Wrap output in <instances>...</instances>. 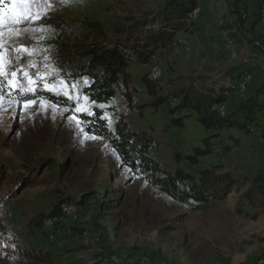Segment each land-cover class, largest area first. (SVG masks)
<instances>
[{"label":"rangeland","instance_id":"374dc122","mask_svg":"<svg viewBox=\"0 0 264 264\" xmlns=\"http://www.w3.org/2000/svg\"><path fill=\"white\" fill-rule=\"evenodd\" d=\"M166 1L46 0L50 5L46 7L45 0H40V10L47 11V16L21 26L34 31L18 40L9 39L5 32L0 48L6 61L5 93L11 72L23 69L37 81L33 85L36 90L27 93L63 95L44 88L45 83L63 80L69 86L74 105L55 104L39 95L30 98L35 101L32 106L24 108L27 99L16 91L0 101V170L8 177L0 183V264H88L101 253L115 255L119 264L127 261L128 255H141L136 258H145L144 264H250L259 259L264 262V208L256 209L243 198L247 184L264 181L261 136L252 132L242 136L240 145L230 151L216 149L200 158L193 170L214 168L217 174L228 172L248 183L240 188L233 186L225 198L190 211L154 189L143 176L121 168L116 153L104 139L85 133L81 123L77 126L71 120L72 116L77 117V96L80 104H87L88 111L94 103L84 101L79 91L86 78L70 81L58 65L55 41L63 38L60 22L79 19L84 23L85 34V21L96 20L108 28L107 35L111 36L115 27L150 19ZM261 3L262 0H199L193 24L176 35L189 41V49L177 53L168 47L161 48L153 59L162 71L161 77L153 81L158 94L170 95L171 104H175L172 94L180 88L228 78L226 74L236 67L244 68L243 73L249 74L250 79L245 90L231 92L226 108L235 106L240 98L261 85ZM22 45L30 55L17 54L16 49ZM151 65L148 62L129 67L131 92L128 90L137 101L133 104L131 100L129 104L119 88L105 116L110 127L121 114L129 128L152 132L156 137L152 154L163 166L186 168L185 161L177 162L174 153L190 152L204 129L194 117L186 118L182 128H167L166 105L155 106V97L147 93L144 85L143 76L148 78ZM17 80L26 85L23 72L18 71ZM72 85L78 88L72 89ZM41 101L46 107H41ZM60 192L67 197L88 198L77 204L79 220L74 227L97 237L95 243L81 247L82 232L73 227V235L67 236L63 224H56L53 239H49L44 225L29 233L28 221L45 213ZM22 248L49 251L52 261L25 257L19 253Z\"/></svg>","mask_w":264,"mask_h":264},{"label":"trees","instance_id":"16d2710c","mask_svg":"<svg viewBox=\"0 0 264 264\" xmlns=\"http://www.w3.org/2000/svg\"><path fill=\"white\" fill-rule=\"evenodd\" d=\"M198 5L199 0H167L150 19L144 18L115 27L111 36L107 35L108 28L99 21L88 20L85 21V40L69 43L62 35L63 38L55 41L58 65L66 71L67 79H89L79 90L82 96L89 97V102L94 103L90 111L93 115H88L87 112L77 113L83 131L104 139L108 148L116 153L121 168H127L133 175L143 176L146 183L154 189L185 205L190 211H196L212 200L225 198L233 186L240 188L248 183L247 180L240 182L228 172L217 174L214 168H192L200 163L202 156L213 153L216 149L230 151L240 145L242 136L251 134L254 130H258L264 138V82L240 98L235 106H227L225 114H221L218 106L227 105L231 92L238 90L237 85L244 74V68H231L226 74L229 75L228 78L219 77L217 81L203 83L199 87L191 84L180 88L172 94L177 99L175 104H171L170 95L158 94L157 83L143 76L147 93L156 99L154 105L164 104L167 107V128H182L186 118L194 117L205 129L199 143L190 152L174 153L175 160L185 161L186 168L164 167L152 154L156 137L151 132L128 128L125 117L121 114L110 127L105 113L119 88L127 102L131 103L128 84L132 77L129 67L132 64L150 62L153 55L169 45L180 31L191 27L193 21H188V15ZM39 95L55 104L74 105L73 100L60 94L25 93L23 97L30 99ZM223 131L227 132L222 133ZM7 178L3 170H0V183ZM22 181L26 183V180ZM243 198L256 209L264 208V181L260 179L247 184ZM87 199L86 196L67 197L60 192L45 213H38L28 221L29 233H33L36 227H43L46 217L59 216L62 203L73 202L79 205ZM181 217L183 219L184 215ZM74 228L79 233L83 231ZM80 246L86 245L80 243ZM19 253L40 262L52 261L49 251L22 248ZM111 256L116 258L110 253H101L97 260L88 264H119V260H111ZM136 257L128 255L123 264H139V258ZM259 261L260 259L254 260L250 264H264Z\"/></svg>","mask_w":264,"mask_h":264},{"label":"snow or ice","instance_id":"6c2138e0","mask_svg":"<svg viewBox=\"0 0 264 264\" xmlns=\"http://www.w3.org/2000/svg\"><path fill=\"white\" fill-rule=\"evenodd\" d=\"M45 6L47 5L45 0ZM35 9V10H34ZM47 16V11L40 10V0H0V48L3 47V37L5 36V32L9 39H22L26 37L30 31H34V29H30L28 27H21L23 25L31 24L40 20L41 18ZM18 55H22L25 52H29L26 47L23 45L20 48L16 49ZM31 53L29 52V55ZM33 67L35 65H32ZM6 61L2 52H0V101L4 99V96H11L14 91L20 92L21 94H25L27 92H34L36 89L33 87L36 80L33 79V76L23 69L18 70L19 72H23V77L26 79V85L23 83H18V71L11 72L12 79L7 80L8 91L5 93L3 78L6 76L5 72ZM45 77H41L44 79ZM87 84V81H85ZM44 88L47 91L51 92H59L65 95V97L71 100L73 97L68 90L69 86L63 80H60L57 84H44ZM72 89H77L78 85H72ZM84 101H88L89 97L84 96ZM77 107L75 111L79 112H87L88 115H93L92 112L88 111L87 104H80V97H76ZM35 103L32 99H27L24 101V108H28ZM41 107H46L44 101H41ZM2 107V104H0ZM101 107H103L101 105ZM71 120L75 121L76 125L79 126L80 121L76 116H72Z\"/></svg>","mask_w":264,"mask_h":264},{"label":"built area","instance_id":"2783aa9c","mask_svg":"<svg viewBox=\"0 0 264 264\" xmlns=\"http://www.w3.org/2000/svg\"><path fill=\"white\" fill-rule=\"evenodd\" d=\"M197 11L198 8L196 7L194 10H192L189 15H188V21H191L192 19H195L197 16ZM261 13L264 16V0H262L261 3ZM59 30L62 33L64 37L68 39L69 43H74L76 41H79L80 39L84 38V23L83 21L79 19H65L60 22L59 25ZM189 41L185 40L181 36H176L174 40L167 45L164 48H169L175 52H180V51H187L189 49ZM158 51L156 52L155 55H153L150 64V71L148 75V79L151 81H156L159 79L162 75V71L160 67L154 63L153 59L156 58ZM250 79L249 74H243L238 82V90L242 91L245 90L246 85L248 83V80ZM131 92V88H128ZM132 102L133 104L136 103L137 97L135 95H132ZM177 99L174 97L172 98V102L176 103ZM226 106L225 104H220L218 106V110L220 111L221 114H225L226 112ZM129 128V127H128ZM257 136H260V132L258 130L253 131ZM263 140L264 144V138L261 137ZM61 208V213L59 216H54V217H46L44 219V227L47 228L48 230V237L49 239H53L56 236V231L54 230L55 226L57 223L63 224V230L64 234L67 236L73 235V227L74 224L79 220V211H78V206L77 204L73 202H64L60 206ZM98 240L97 237H94L91 235V233H88L87 231L82 232L81 235V240L80 243L84 245H89L92 243H95ZM111 260L116 261V258L114 256H111ZM140 264L145 263V258H141L139 260Z\"/></svg>","mask_w":264,"mask_h":264},{"label":"crops","instance_id":"0c3cea01","mask_svg":"<svg viewBox=\"0 0 264 264\" xmlns=\"http://www.w3.org/2000/svg\"><path fill=\"white\" fill-rule=\"evenodd\" d=\"M84 78H86V77H84ZM86 80H87V83H88L89 79L86 78ZM187 119H188V118H187ZM187 119H186V120H187ZM186 120H185V121H186ZM185 123H186V122H185ZM203 129H204V128H203ZM151 133H152V132H151ZM203 133H205V129H204V132H203Z\"/></svg>","mask_w":264,"mask_h":264}]
</instances>
